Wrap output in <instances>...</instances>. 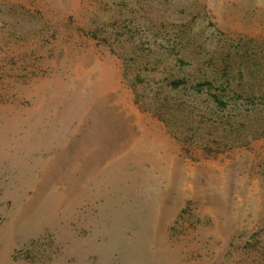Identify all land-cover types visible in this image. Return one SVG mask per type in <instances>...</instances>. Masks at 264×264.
I'll use <instances>...</instances> for the list:
<instances>
[{
    "label": "rangeland",
    "instance_id": "374dc122",
    "mask_svg": "<svg viewBox=\"0 0 264 264\" xmlns=\"http://www.w3.org/2000/svg\"><path fill=\"white\" fill-rule=\"evenodd\" d=\"M162 46L264 101V0H0V264H264V131L163 122Z\"/></svg>",
    "mask_w": 264,
    "mask_h": 264
},
{
    "label": "trees",
    "instance_id": "16d2710c",
    "mask_svg": "<svg viewBox=\"0 0 264 264\" xmlns=\"http://www.w3.org/2000/svg\"><path fill=\"white\" fill-rule=\"evenodd\" d=\"M170 39L184 41L185 38L179 34L177 37L171 36ZM164 41L157 42L165 45ZM162 48L167 49L166 46H162ZM170 51L167 49L164 52L160 50L156 52L158 59L165 58L166 63L162 62L165 66L164 68H154L153 76L157 75L160 79L152 77L146 81L147 85L154 90L149 96V106L158 112L163 122L168 126L186 124L187 122L200 125L207 122L208 125H213L220 119L223 120L221 122L231 123L234 128L233 133L238 136L243 135L246 131L244 127L248 124L253 125L254 133L258 135L263 133L264 130L260 129V123L263 124V129L264 108L259 107H264V101L258 102L256 101L257 97H249L248 102L240 103V97H226L227 95L222 93L228 90L233 92L232 84L228 81L226 82L228 87H225L224 84L223 87H220V90H223L222 93L214 92V83L218 82L216 80L218 77L214 73L215 70L212 69V56L205 60L198 56L197 63H195L196 53L186 51L183 56L175 58L172 54L174 51L171 53ZM187 61L189 63L187 66L195 65V77L192 76V67L186 73L182 72ZM134 87H138L137 81L134 83ZM260 97L264 99V92Z\"/></svg>",
    "mask_w": 264,
    "mask_h": 264
}]
</instances>
